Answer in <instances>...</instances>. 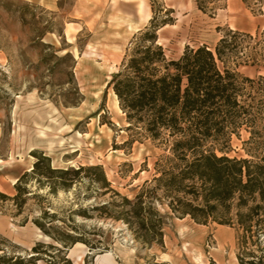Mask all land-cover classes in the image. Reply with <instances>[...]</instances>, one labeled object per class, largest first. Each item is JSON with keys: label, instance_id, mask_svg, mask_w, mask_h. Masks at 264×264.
Masks as SVG:
<instances>
[{"label": "rangeland", "instance_id": "374dc122", "mask_svg": "<svg viewBox=\"0 0 264 264\" xmlns=\"http://www.w3.org/2000/svg\"><path fill=\"white\" fill-rule=\"evenodd\" d=\"M173 8L174 23L159 31L167 55L179 57L187 44L214 47L228 29L256 34L264 29V0H156ZM151 0H0V254L27 260L39 242L63 247L73 264H240L239 255H264V211L251 221L252 230L210 221L197 223L174 215L167 200L152 205L165 215L162 242L138 240L123 219L90 211L76 212L111 200L114 192L83 178L69 190L50 191L33 174L42 151L54 168L99 164L113 189L133 199L145 181L154 185L155 163L168 152L137 129H128L125 113L108 87L119 71L135 34L152 17ZM251 77L264 68L242 65ZM233 136L230 156L250 157L244 145L251 133ZM220 154V152H218ZM234 200L230 215L246 207ZM130 206H128V209ZM123 211V206L119 207ZM48 210V224L73 231L80 227L97 244L62 246L34 222ZM262 229V230H260ZM258 234L261 241L253 242ZM246 241L248 242H244ZM34 264H64L55 248L42 247ZM52 254H54L52 256ZM261 264H264L261 262Z\"/></svg>", "mask_w": 264, "mask_h": 264}, {"label": "trees", "instance_id": "16d2710c", "mask_svg": "<svg viewBox=\"0 0 264 264\" xmlns=\"http://www.w3.org/2000/svg\"><path fill=\"white\" fill-rule=\"evenodd\" d=\"M197 2L200 6L201 0ZM151 8L149 23L135 34L121 69L113 74L108 87L118 97L127 128L158 141L168 152L155 163L154 185L145 181L130 199L112 188L101 165L54 168L51 157L42 151L33 153L37 161L32 172L39 181H47L52 192L69 190L85 175L104 193L121 196V202L111 200L76 212L92 218L89 212L98 210L100 215L123 219L143 243L163 241L165 215L152 205L159 199V189L163 192L160 198L167 200L178 217L188 216L202 224L216 221L240 225L249 232L251 221L264 211V75L251 77L240 67L264 68V29L256 34L228 29L214 47L187 44L179 57L172 58L159 43V31L174 23V9L156 0H151ZM243 128L251 133L243 141L245 146L253 145V150L247 149L250 157L228 155L233 136L241 138ZM28 176L26 171L18 179V192L13 197L0 191V198L18 200L29 192L22 186ZM236 198L237 206L247 211L231 216ZM56 217L46 210L34 222L62 246L82 242L91 249L97 247L79 226H72L70 231L48 224ZM45 218H50L48 223ZM258 241L259 234L253 242ZM42 247L55 248L64 264H73L63 247L41 242L32 248L37 254L27 260L0 254V264H34L43 251L47 253ZM249 256L252 258L239 255V263H264V255L249 252Z\"/></svg>", "mask_w": 264, "mask_h": 264}, {"label": "bare ground", "instance_id": "6f19581e", "mask_svg": "<svg viewBox=\"0 0 264 264\" xmlns=\"http://www.w3.org/2000/svg\"><path fill=\"white\" fill-rule=\"evenodd\" d=\"M159 42H161L160 40H159ZM162 43V42H161ZM114 98H115V100H116V103H117V105H118V107H119V100H118V97H117V95L114 93ZM119 109H120V107H119Z\"/></svg>", "mask_w": 264, "mask_h": 264}]
</instances>
